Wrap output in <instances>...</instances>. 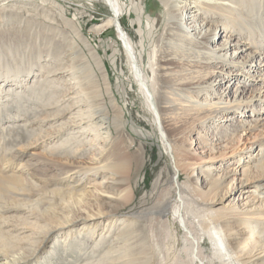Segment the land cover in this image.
<instances>
[{
    "label": "bare ground",
    "instance_id": "bare-ground-1",
    "mask_svg": "<svg viewBox=\"0 0 264 264\" xmlns=\"http://www.w3.org/2000/svg\"><path fill=\"white\" fill-rule=\"evenodd\" d=\"M48 1L50 7L35 4L26 9L27 17L23 8L13 9L15 17H23L21 23L27 30H17L13 35L21 33L26 40L36 39L35 46L42 48L38 54H45L49 71L47 75H40L30 65L19 63L11 67L0 61V91H5L3 100L0 99V117L4 111L11 110L9 106H14L16 113L12 117L8 115L7 120L15 123L22 119L21 127L35 132L44 126V117L29 120L33 113L29 112L33 110L37 116L44 113L43 110L55 108L56 121L61 124L47 137L58 143L53 151L64 156L65 161L50 160L49 165L30 163L32 161L26 159V153L20 151L13 156H0V264H38V255L45 248L48 250L44 259L49 260L45 262H51L52 257L58 255L57 250H51V243L62 233L64 240L58 243V248L63 247L67 260L75 259L79 254L78 260L84 258L81 264H196L198 258L200 264H264V211L256 213L259 215L256 218H236L246 230L243 239L237 242L232 233V221L223 217L225 214L214 213L212 207L235 196L233 187L238 172L235 169L230 174L216 177L211 170L212 164L197 166L191 162L187 146L192 132L199 131L201 126L216 121V118L220 121L223 117L233 123L235 117L232 119V115L244 113L246 116V107L253 111L254 100L263 108L264 41L257 44L264 36V0H161L164 18L157 17L148 23V34L159 32L154 47L148 52V65H145V55L138 53L131 33L122 24L126 4L122 0H89L104 1L111 8V15L91 30L99 34L109 27L118 28L147 109L161 131L163 141L169 144V150L176 152L174 166L178 178L171 179L170 186L162 189L160 199L148 209L152 217L148 212L136 217L118 214L117 210L130 201V196L124 188L117 199L113 190L129 183L130 172L140 168L142 156L130 150L132 144L126 140L124 110L112 97L102 56L77 24L65 18L63 6L54 0ZM131 1L134 7L139 5L136 0ZM184 20L191 22L185 26ZM204 20H209L206 26ZM211 22L216 25H210ZM140 30L144 33L142 27ZM219 30L220 34L229 31L239 35L241 43L243 39L245 44L250 41L257 50H252L247 56L249 59L242 62L229 57V51L234 47L229 40L218 49H212L217 48L214 44ZM2 36L0 32V58L8 50ZM145 43L142 42L143 48H146ZM241 48L238 46L233 53ZM67 57L72 60L80 57L86 62L89 72L95 74L94 90H87L80 79L71 89L59 84L64 83L68 75L58 77ZM257 58H263L260 65H256L259 67L254 64ZM225 67L230 69L228 75H223ZM96 70L102 74L104 84ZM252 71H256L254 76L261 79L257 82L259 91L255 93V89L249 100L241 95L234 101L226 98L213 83L202 86L219 74L238 80L239 84L244 82L236 89V95L238 91L242 94L250 88L247 85L254 82L250 79L254 77ZM200 81L199 87H193ZM240 86L243 87L241 90ZM109 94L112 95L110 105ZM112 125L117 135H114ZM6 129L4 123H0L3 141L8 140ZM93 140H103L102 152L94 155L97 157L93 156L89 163H79L77 160L83 157L80 154L88 147L92 148ZM239 155L241 160L242 154ZM180 168L187 172L185 183L179 181L180 173L177 172ZM200 170L208 177L206 187H200L196 182ZM164 178L165 173H161L154 180L153 196L160 193ZM92 182L97 185L95 190L88 189ZM174 187L178 190L179 201L171 204ZM15 211L24 213L21 223L36 224L34 238L21 239L18 231L22 227L4 226L7 224L6 214ZM178 222L186 230L182 239L185 241L186 262H182L180 256L178 229L175 230ZM197 225L211 240V256L205 255L203 236L200 237Z\"/></svg>",
    "mask_w": 264,
    "mask_h": 264
},
{
    "label": "rangeland",
    "instance_id": "rangeland-1",
    "mask_svg": "<svg viewBox=\"0 0 264 264\" xmlns=\"http://www.w3.org/2000/svg\"><path fill=\"white\" fill-rule=\"evenodd\" d=\"M54 1H56L57 3L63 6L65 18H67V20H73L77 24V26L80 28V30L85 35V37L91 42L92 46L102 56L106 64L105 66H106L107 81L110 85L111 93L113 95L111 96L116 100H118L119 104L122 106L124 110V114H125L124 123L127 132L125 134L129 136L128 137L126 135V137L128 138L126 140L130 144H132L130 147L131 152L141 154L142 156L143 161L142 164L140 165V168L139 169L134 168L130 172L129 183L122 187H116L115 190H113V192L116 195L115 197L117 199L121 197L122 194L121 191L124 188H126L124 192L128 191L130 196V201L126 203L125 206H122L119 208V210H117L118 214L127 217H136L140 213L148 212V215H150V211L148 209L160 199L161 197L160 195H162L163 193L162 189L168 188L171 184V179L176 175L178 176V174H176V167L174 166L175 165L174 158H177L176 152L169 150V144L167 145L163 141L161 137L162 133L157 127V124L155 123L153 117L150 115L147 109L145 98L140 90L138 83L135 81L134 75L131 71V65L130 63H128L129 61H128L127 52L125 50L123 41L119 35L118 28L115 26L109 27L99 34L91 30L94 25L98 23H102L104 20L108 18V16L111 15V8L109 7V5H107L104 1H95V2H90L89 0H54ZM136 1L138 2L139 5L137 7H134V4L132 3L131 0H122V3L126 4V8L122 15V24L131 33L135 41V44L137 46L138 53L142 54V56L145 55L144 58V61L146 63L145 65H148V52L150 49L154 47V43L157 40L159 34V32L158 33L156 32L155 34L152 33L148 34L149 31L148 23L149 21L152 22L157 17L164 18L165 9L161 0H136ZM35 4L36 5L40 4L41 6L50 7L48 0H22V1L0 0V6H1L0 32L1 35H3L1 40L5 45V47L7 46L8 48V50H6L2 55V57L0 58L1 59L0 61L5 62L3 65L5 66L10 65L11 67H14L16 64L19 63H22V66L30 65L33 67V69H36L40 75H47L49 69L46 67L47 61L45 60L44 57L45 54L40 53L42 52L41 47L35 46L34 40L36 39L32 38L31 40H26L25 39L26 37H24L25 35L21 33L20 34L18 33L15 36L13 35V33L18 31L27 32L26 28L24 27L25 25L21 23L23 17L21 18L20 16H16L17 17L16 18L14 15L15 11H13V9L15 7L23 8L25 10L24 16L27 17L29 16V13L28 12L26 13L27 11L26 9L33 8ZM60 21H62L61 18ZM185 21L186 20H184L183 22L185 26H188L187 22L189 23L191 22V20L186 22ZM208 21L209 20H204L203 23L205 24V26L208 23ZM213 24L215 23L211 22L210 25ZM140 27L143 28L144 33L141 32ZM203 34L201 36H203ZM216 37H217V41L214 44V46H216L217 48H213V47L211 48L218 49L224 42L229 40L228 41L229 44L232 43L234 46L233 49L229 51L230 52L229 57H231L232 59H236L238 61H242V62L246 61L247 56L252 52V50L253 51L257 50V47L256 48L253 47L250 44L251 43L250 41L247 42V44H245L244 43L245 40L243 39V43H241L240 42L241 37L239 35H233L229 33V31L228 32L224 31L220 34V30H219V37L218 35ZM24 40L27 41L28 43L27 42L24 43L23 42ZM142 40L146 42L145 43L146 48L142 47V42H143ZM262 41H264V36L258 40L257 45H260ZM238 46H242V48L239 49L238 52L234 54L233 51L236 48H238ZM9 48L11 52L9 51ZM38 51H40L39 54ZM68 58L69 57H67V60L66 59L64 60L65 62H63L62 65L63 69L59 71V75H58V77H60L62 74H66V75L68 74L67 76L63 75L64 77L65 76L67 77L66 81L64 83L60 82L59 84H63L65 88L71 89V87L77 86L76 82L80 79L81 84L82 83L86 84L87 90H91V88H93L94 90L95 74L93 75L89 72V70L87 69L88 66L86 62L82 60V58L80 57L78 59H73V60ZM260 59L261 58H257V60L254 63L255 66L260 65L261 60H263V58L261 60ZM227 67L224 68L225 72H223V75H228L226 73L230 69L228 70ZM71 69H73L74 71L78 70L79 72L72 71L70 73ZM262 69H264V66ZM96 72H97L96 75L99 76V78L104 84L102 74L99 73L98 70H96ZM252 72L254 76L256 71L255 72L252 71ZM262 73L264 75V70ZM84 74L88 78H86ZM239 74H241V72H239ZM51 75L54 74L52 73ZM54 76L56 77V74ZM28 78H26V81H28ZM250 79H253L254 81L253 83H249L247 85V87L250 88L246 89L245 92H243L242 94L241 91H238L237 95H236V89L240 81L230 79L229 76L223 77L217 74L214 76L213 79H209L207 83L205 84L203 83L202 86H208L213 83V85H216L218 89L224 92L226 98H231L234 101L235 98H237V96L241 95V97H245V100H249L250 95H254L255 93H257V91H259L258 88H260V85L257 84V82L260 81L261 78H258L255 75L253 78L251 77ZM200 83H202V81H200L199 84L193 85V87H199ZM243 83L244 82H242L239 85H243ZM263 85L262 87L264 92ZM242 88L243 87L240 86V90ZM3 89H5V87H3ZM255 89L257 90L255 93H253ZM0 92H1L0 99L3 100L4 97L3 95L5 94V91L4 92L0 91ZM107 96L109 97V98L107 97V100L110 105V101H111L110 99L112 97L110 96V94ZM253 102L255 103L253 105L254 107H252L254 112L251 110V108L246 107L245 108L246 116H244V113L242 114L239 113L238 115L235 114L232 115V119L235 117L233 123L227 121L226 118L221 117L220 121H222V123L218 125L220 121L218 118H216V121H211L210 123L201 126L199 131L197 130V132L196 131L192 132V134L188 138V144H187L188 156L191 158L190 159L191 162L196 163L197 166H201V164H212L211 170L213 171V174L216 175V177L217 176L222 177L224 173L230 174L232 173L233 170L235 171V169L238 172L236 175L237 181L233 187L234 190L236 191L235 196L233 198H229L226 202H221V203L218 202L214 204L212 207L214 213L218 215L225 214V216L223 217H225L226 219H230L232 221V226L234 227V232L232 233H234L233 236L236 235L235 238L237 242L243 239L246 230L243 224H241L240 222L239 223L236 222L237 220L236 218L246 217V216L249 217L253 216V218L254 217L256 218L259 217V215L256 213H258L259 211H264V105L263 108H261V106L259 105L260 103L258 101L254 100ZM34 107L35 106H33L32 109H35ZM9 109L11 110L4 111L3 117H0V123H4V125L7 128L6 132L8 133L7 141L1 140V133H0V142L2 141L5 143V144L0 143L1 145L0 156H4V155L13 156L15 152L20 151L26 153V156H28V158L26 159L32 161L30 163L41 162L46 165H49V162H52L50 160L60 161V162L65 161L63 158L64 156H61L58 152L54 153L53 151L54 145L58 143L51 141L47 137V135L54 134L52 132L55 130L56 127L60 126L59 123L61 124L60 121H56L57 110L55 108L43 110L44 113L42 114L40 113L37 116H34L35 111L32 110L31 112H29V113L33 112L31 114L32 115L31 119L29 120H35L37 118L42 119L44 117L42 119V121H44V126L42 128H37L35 132H32L30 129L25 130V128L21 127L23 124L21 123L22 119L18 120L15 123H12L13 120L11 121L7 120L9 117H12V115L16 113V110H14L15 109L14 106H9ZM111 112L113 117V113H114L113 109H111ZM256 117H258L257 120ZM243 122L244 123L246 122L245 126L243 125ZM32 124L35 123L33 122ZM223 124L225 125L223 126ZM228 125L230 128H227ZM111 128L114 131V135H117L113 125L111 126ZM102 141L103 140H101L100 142H95L93 140L91 146L92 148L89 149L88 147L87 151L86 150L85 151L83 150V152L81 151L82 153L80 152L81 153L80 155L83 157L78 159L77 161L79 163L81 162L89 163L94 155H98L102 152L103 147L105 145L104 142ZM131 141H134V143H132ZM258 145L259 147H257ZM239 154H242L241 160H240L241 156ZM161 173H165V178L163 183L164 186L160 188V193H157L155 196H153L152 194L153 182L159 175H161ZM177 173H180L179 174L180 183L187 182V172L183 170V168H180ZM196 182L200 187H206L208 182V177L207 175H204L202 170L198 172L196 176ZM96 186L97 185L92 182L88 185V189L95 190ZM256 189L258 190L257 193L255 192ZM104 197L107 196L105 195ZM172 197L170 200L171 204H175L177 201H179L178 190L175 187L172 189ZM23 214H24L23 212L21 213L18 211L12 212L10 214H6L8 218H7V224L4 226L9 225L7 227H10L12 225L14 227V225H16L17 227H22L18 231L20 235L19 237L21 239H25L30 236L34 238L33 232H36V226H35L36 224L21 223ZM152 216L153 215H150L149 217ZM176 229H178L177 238L179 239V243H180L179 249L181 247L180 256L183 259L182 262H186L188 259L186 256V252L183 251L185 241L182 240L184 239L186 230L182 226L181 222L176 223L175 230ZM196 229L197 231L199 230L198 232L200 237L203 236L201 240L204 245L205 255L211 256L213 251V246L211 240L209 239V236L204 234L205 233L204 231L202 232L201 227L199 225H197ZM62 235L64 234L63 233L58 234L55 240L51 243V247H52L51 250L54 249L57 250L58 255L57 256L54 255L51 259V262H45L47 259L44 258L47 256L46 253L48 250L47 248H45L44 251L42 253H39L38 255V259L40 260L38 264H81V261L84 258L78 260V258L80 257L79 254L75 255V259L67 260L68 256L63 254V250H62L63 247L61 246L58 248L57 246L58 243L64 240ZM62 243H67V242H62ZM80 243L82 244V242ZM81 244L78 243L77 245H81ZM206 260L207 258L205 259V262ZM118 261L120 262L121 260ZM200 262L201 260L198 258V262H196V264H200Z\"/></svg>",
    "mask_w": 264,
    "mask_h": 264
}]
</instances>
